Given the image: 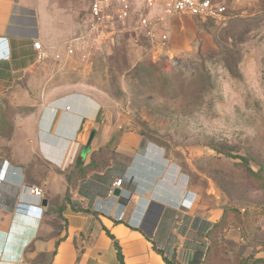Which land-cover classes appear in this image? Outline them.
<instances>
[{"label": "rangeland", "instance_id": "obj_1", "mask_svg": "<svg viewBox=\"0 0 264 264\" xmlns=\"http://www.w3.org/2000/svg\"><path fill=\"white\" fill-rule=\"evenodd\" d=\"M37 2L55 21L52 31L69 35L64 54L47 58L50 72L42 71L33 83L24 79L0 95V113L16 126L31 110V93L85 83L100 97L103 118L138 133L166 160L164 192H186L188 209L194 202L210 222L223 209L240 216L241 225L217 233L218 264L264 257V188L239 159L225 155L246 158L254 171L263 166L264 175V16L229 27L184 16L195 20L197 32L180 51L170 48L167 19L157 20L161 4L146 8L137 2L126 21L116 14L106 19L102 32L91 30L90 0ZM141 17L157 25L152 38ZM162 35L168 37L164 47ZM70 43L76 46L68 54ZM62 61L64 69L56 71ZM8 141L0 137V150L10 151ZM145 156L153 159L152 153ZM182 230L174 247L178 262L200 264L207 241L195 226Z\"/></svg>", "mask_w": 264, "mask_h": 264}, {"label": "crops", "instance_id": "obj_2", "mask_svg": "<svg viewBox=\"0 0 264 264\" xmlns=\"http://www.w3.org/2000/svg\"><path fill=\"white\" fill-rule=\"evenodd\" d=\"M213 1L226 4L228 27L264 16V0ZM43 8L37 0H0V95L50 72L47 58L63 57L69 35L52 31L55 21ZM165 23L170 48H189L195 20L170 17ZM35 40L40 52L32 47ZM62 62L56 71L64 69ZM46 87L28 97L34 102L24 123L8 119L0 135L11 148L0 150V264H120L117 248L123 264H163L182 227L200 230L210 222L194 202L188 209L186 192L163 191L166 160L138 133L103 118L101 99L90 87ZM100 150L108 152L105 166L76 177ZM118 179L121 186L112 188ZM32 187L41 190L40 198Z\"/></svg>", "mask_w": 264, "mask_h": 264}, {"label": "built area", "instance_id": "obj_3", "mask_svg": "<svg viewBox=\"0 0 264 264\" xmlns=\"http://www.w3.org/2000/svg\"><path fill=\"white\" fill-rule=\"evenodd\" d=\"M137 2L143 3L146 8L161 4L163 16L157 19L159 22H163L170 17L189 16L201 21L210 20L217 24L225 25L228 17L227 7L216 4L212 0H90L88 10L92 20L91 30L100 31L104 21L112 14H116L119 20L126 21ZM140 25L148 27L147 34L152 38L157 25L155 23L151 24L146 17L140 18ZM101 31L104 32L103 30ZM160 40L161 45L164 47L168 37L162 35ZM32 47L37 52L41 51V45L38 40L32 42ZM67 51L68 54H71L73 49L69 48ZM121 183L122 179L113 181L112 188H119ZM30 192L37 198L41 197V190L37 187L30 188Z\"/></svg>", "mask_w": 264, "mask_h": 264}, {"label": "trees", "instance_id": "obj_4", "mask_svg": "<svg viewBox=\"0 0 264 264\" xmlns=\"http://www.w3.org/2000/svg\"><path fill=\"white\" fill-rule=\"evenodd\" d=\"M213 1V0H212ZM8 122V123H7ZM10 126V121L7 119V116L4 114H0V135L2 133H6V128ZM218 153H221V151L216 150ZM108 155V152L100 150L96 153H93L90 157V162L84 166L79 168L77 171L76 177L83 178L85 174L92 169L99 168L105 166L107 163L106 157ZM227 157H230L232 159H239L240 162L243 164V166L246 169V172L250 176V178L259 185H262V188H264V175H263V166L258 165V170L254 171L246 158L241 156H235L227 152L225 154ZM71 176H68V183L71 182ZM233 224V225H231ZM238 226L241 225V218L239 215H236L231 210L223 209L220 217L213 221V222H204L203 228H200L199 235L203 236L205 238V242L207 241V244L205 243L206 247L204 250H200L199 254L203 256L202 261L200 264H218L217 260V250L215 249L214 241L217 239V233L220 232L222 229H226L228 226ZM202 244V243H201ZM200 244V246H201ZM204 246V245H202ZM118 252V260L120 264H123L122 256L119 251V248H117ZM158 252L163 255L164 253L160 250ZM163 264H180L177 260V255L174 252L170 254V256H164L162 258ZM196 264V263H195ZM233 264H264V257H250L246 256L245 258H240L233 262Z\"/></svg>", "mask_w": 264, "mask_h": 264}, {"label": "water", "instance_id": "obj_5", "mask_svg": "<svg viewBox=\"0 0 264 264\" xmlns=\"http://www.w3.org/2000/svg\"><path fill=\"white\" fill-rule=\"evenodd\" d=\"M119 194V191L118 190H115L114 192H113V195H115V196H117Z\"/></svg>", "mask_w": 264, "mask_h": 264}]
</instances>
